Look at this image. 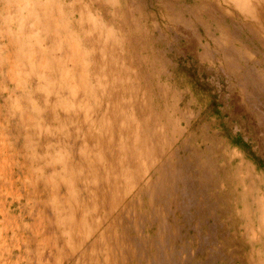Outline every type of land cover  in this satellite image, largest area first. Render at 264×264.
<instances>
[{
  "label": "rangeland",
  "instance_id": "obj_1",
  "mask_svg": "<svg viewBox=\"0 0 264 264\" xmlns=\"http://www.w3.org/2000/svg\"><path fill=\"white\" fill-rule=\"evenodd\" d=\"M253 7L0 0V264H264Z\"/></svg>",
  "mask_w": 264,
  "mask_h": 264
},
{
  "label": "trees",
  "instance_id": "obj_2",
  "mask_svg": "<svg viewBox=\"0 0 264 264\" xmlns=\"http://www.w3.org/2000/svg\"><path fill=\"white\" fill-rule=\"evenodd\" d=\"M178 70L186 73V76L190 78L196 90L206 93V95L208 96L209 113L216 116L217 118L222 117L221 111L218 109L219 103L217 99V94L210 93L209 88L207 87V84L205 83V81H202L200 78H198L195 73H190V67H187L180 62L178 65ZM236 139H237V142L241 141L240 134H237ZM257 163L259 166L264 168V162L262 159L258 160Z\"/></svg>",
  "mask_w": 264,
  "mask_h": 264
},
{
  "label": "bare ground",
  "instance_id": "obj_3",
  "mask_svg": "<svg viewBox=\"0 0 264 264\" xmlns=\"http://www.w3.org/2000/svg\"><path fill=\"white\" fill-rule=\"evenodd\" d=\"M249 1H251V3L256 7V9H254V7H253V9H254L253 11L260 13L264 9V4L262 3V2H264V0H249ZM241 4H243V3H241ZM250 11H251V9L249 10V12ZM261 14H263V16H264V10L261 12Z\"/></svg>",
  "mask_w": 264,
  "mask_h": 264
}]
</instances>
